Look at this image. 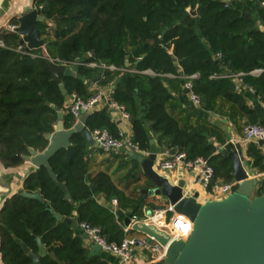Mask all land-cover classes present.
Segmentation results:
<instances>
[{
    "label": "trees",
    "instance_id": "16d2710c",
    "mask_svg": "<svg viewBox=\"0 0 264 264\" xmlns=\"http://www.w3.org/2000/svg\"><path fill=\"white\" fill-rule=\"evenodd\" d=\"M263 1L33 0V4L46 19L37 27L49 56L76 64L77 78L62 77L68 95L90 96L85 82L97 78L100 68L88 64L122 69L129 62L138 73L105 70L101 84L115 82L112 98L130 115L133 145L148 151L153 133L160 146L169 144L174 151L185 153L187 160L208 159L214 178L231 181V161L221 153L215 155L217 149L210 142L216 137L224 144L220 132L207 121L192 125L189 113L182 124L174 113L189 104L181 86L185 77L199 74L194 91L203 109L233 121L247 118L256 122L255 113L230 76L243 73L244 83L264 102V31L259 25H264ZM189 8L197 15L190 14ZM10 24L18 25V18ZM0 41L4 44L0 46V161L11 169L25 162L30 149L43 152L47 148L46 135L54 132L58 111L64 112L67 129L75 119L65 108L67 96L53 81L43 50L32 51L36 58L16 52L14 49L23 45L21 36L3 29ZM148 70L154 74L142 73ZM255 70L262 72L252 74ZM87 128L119 135L108 109L93 111ZM71 142V147L50 159L57 181L41 167L30 173L23 189L7 201L0 215L4 264H34L17 240L37 254V238L47 251L40 264H108L100 254L91 253L74 224L65 223V218L99 228L109 243L119 244L125 238L121 221L99 198L116 199L124 210L130 204L140 208L144 196L137 188L119 189L105 172L90 174L88 143L81 135ZM248 154L253 166L264 169V156L256 144H250ZM129 175L132 177V171ZM58 183H64L67 192ZM256 193L257 197L264 195V179ZM23 194L39 195L40 199ZM129 211L136 214L135 209Z\"/></svg>",
    "mask_w": 264,
    "mask_h": 264
},
{
    "label": "water",
    "instance_id": "95a60500",
    "mask_svg": "<svg viewBox=\"0 0 264 264\" xmlns=\"http://www.w3.org/2000/svg\"><path fill=\"white\" fill-rule=\"evenodd\" d=\"M6 1L0 0V15L3 13ZM228 1L226 0V2ZM15 6L9 9L6 16L18 15L19 27L16 32L22 37L20 44H26L27 51L42 50L46 44L37 24L46 22L45 17L40 14L38 9L31 8L27 1L13 14L10 13ZM187 11L193 16L197 15L196 10L189 8ZM126 66H130V63L126 62ZM47 67L53 76V81L59 85L62 94L67 96L68 92L62 77L77 78V72L70 66L58 65L53 62H47ZM103 74L104 70L101 69L100 76L94 79V82H98ZM185 93L188 94L189 91L185 90ZM91 114L83 112L79 121L67 129L64 124V112L58 111V121L54 126V132L46 135V139L49 141L47 148L43 152L30 149V155L25 157V161L31 167L20 176L22 186L29 174L41 167H46L53 180L57 181V175L51 168L50 159L60 150L71 147V141L75 136L81 135L88 143V148L95 147L96 142L87 128V121ZM149 140L148 154L141 153L132 144L128 145L126 153L139 164L140 173L151 183V188L144 190L143 193L161 198L172 207L176 214L188 217L193 223V232L186 242L172 241L170 243L171 240L167 234L160 233L149 226L134 225L132 230L153 237L162 246H167L170 243L165 264H264V195L254 196L262 180L251 169L252 162L246 161L241 144H236L233 151L219 148V153L232 163V178L237 183L235 191L223 200L201 203L198 192L191 196L185 194V180H180L175 184L156 170L160 148L152 136L149 137ZM259 145L262 147L264 142L260 141ZM165 147L169 148V144H166ZM170 154L174 155L175 151H171ZM8 171L0 161V215L7 201L18 193L13 188V182L7 174ZM58 186L67 192L64 183H58ZM23 196L40 199L39 195L23 194ZM66 199L73 203L70 194H66ZM47 209L55 215L50 204H47ZM132 213V211L118 210L117 216L126 227H129ZM64 222L72 225L73 219L65 218ZM82 238L87 241V234L82 233ZM17 242L21 244L34 264H40L41 258L47 255L41 238H37L39 246L37 254L32 253L21 241L17 240ZM101 252L102 249L98 245H94L91 251L93 255H98ZM0 264H4L1 240Z\"/></svg>",
    "mask_w": 264,
    "mask_h": 264
},
{
    "label": "crops",
    "instance_id": "0c3cea01",
    "mask_svg": "<svg viewBox=\"0 0 264 264\" xmlns=\"http://www.w3.org/2000/svg\"><path fill=\"white\" fill-rule=\"evenodd\" d=\"M259 25H260L261 30L264 31V25L261 23H259ZM88 67H90V66H88ZM72 68L76 71L75 66H72ZM91 68H100V70L103 69L104 71L109 70V69H104V66L91 67ZM123 70H127L129 72L123 71ZM111 71H113V70H111ZM114 71H117V72L123 74V73H133L136 70L132 69L131 66H126V68L117 69ZM153 74H149V75H153ZM260 74L261 73H258L255 75H260ZM99 76H100V74H99ZM226 76L228 77L229 75H226ZM226 76H222V77H226ZM169 77L175 78L172 75H170ZM218 77H221V76H218ZM244 77L242 78L243 79L242 82L239 81L235 77H232L233 78L232 80H233L234 84L237 86V91L239 92V94H241L244 97V99L246 100L247 106L251 110H253V112L255 113L256 122L254 124L264 126V102L256 94V92L253 88L249 87L248 85H246L244 83ZM102 78H103V75H102L101 79L96 83L94 82V79L91 81H86L85 83L88 86V91H89L90 95H92L96 92H100V91L104 92L105 94L110 96V98L113 100L112 95H113V90L115 89V82H111L110 84L104 86L101 84ZM181 86L183 89V94L187 96L189 104L188 105H182V107L177 109L174 113V115L178 118L180 123L183 124V121L188 117L187 114L189 113L192 115V118H191L192 125L195 126L198 121H207L211 127L216 128L220 132L222 138L225 140V143L224 144L220 143L219 139H217L216 137L210 138L211 144L213 146H215L217 149V152L215 153V155L220 154L219 148H227V149L233 151L236 144H238V143L241 144L243 153H244L245 158H246V161L252 162L251 169L253 170V172L256 174V176L258 178L263 180L264 179V169H262L259 166H253V158L250 157L248 154V148H249L250 144H252V143H244L243 142L244 127L249 125V124L250 125H254V124L250 123L247 118L238 119V120L236 119L237 121H233L227 116H223V115H220L218 113L207 111V110L203 109L201 105L196 106V105L192 104L190 99H189L188 94L185 93L184 82L182 83ZM177 98H178V96H177ZM67 105H68V95H67V98L65 101L66 110L68 107ZM104 109H108V111L111 114L112 121L117 124L119 135L116 138H120V134H122V136L127 137V140L133 145V143H132L133 130H132V125L130 123V120H123L121 117V114L118 111L111 109L109 107V105L106 103H101L95 108L96 111H101ZM183 110H185L187 113L182 112ZM150 136L153 137L154 142L160 148V154L158 156V160H157V163L155 166V168H157L162 160L166 159L167 157L172 156L170 154V152L174 151V150L171 148H166L165 146H160L158 143V138L153 133H150ZM257 147L260 149V151L262 152V154L264 156L263 146L261 147L260 145H257ZM138 151H140L143 154H148V152H149V150L148 151H141L139 149H138ZM88 153L89 154L87 157H88V165H89V173L90 174L96 175L99 172H105L111 177L112 181L117 185V187L119 189H121L123 191H126V190L134 191V189L137 188V191L140 192L144 196V202H146V200H147V202H149L150 200H153L155 202L166 205V207H167L166 209H168L170 207V205L167 202L163 201L161 198L151 197V196H148V195L143 193L144 190L151 188V184H149L148 183L149 181L145 178V176L140 173L139 164L137 163V165H136L134 163V161L129 156L126 155L127 159L126 158H124L123 160L117 159V158H114L113 156H111V152L107 153V152L103 151V153H100L96 147L88 148ZM104 153H106V154H104ZM108 158H109V162H105L106 159H108ZM20 167L23 168L22 171L24 172L26 169H29L31 167V165L25 161ZM131 171H132V177H130V175H129V173ZM160 174L168 177L175 184L180 180H185L186 181V187L184 189L185 194L187 196H191L194 193L198 192L199 193V201L201 203H206L208 201L223 200L224 198L228 197L229 194H232L237 187V183L233 179L231 181H226V179L223 177H217V178H213L208 189H204L201 185L194 183L192 176L191 175L189 176L183 170L182 167H178L176 170H174L172 172H166V173H160ZM136 178H138V179H136ZM228 185H232V186H236V187H233L231 192H228V193L222 195L221 189L224 186H228ZM255 197H257V195ZM114 200H116V199H114ZM99 203L111 208L114 213L118 210H123L119 207V203L117 205H115V204H113V200L111 202H108L105 200V198L103 196H101L99 198ZM146 204L142 207L141 214H137V215L144 216L145 211L150 212L152 210H158L157 208L150 209L149 205H146ZM123 211H125V210H123ZM127 211H129V210H127ZM127 211H125V212H127ZM117 218H118V216H117ZM73 224L75 226L74 222H73ZM121 225L124 228V223L122 221H121ZM131 232H133V231H131ZM76 233L82 235V233L78 229V227L76 228ZM130 233H128L127 235H129ZM85 246L87 248H89L90 251H92V248L94 245L90 241L88 242V240H87L85 242ZM100 255L105 261L108 262V264H119L120 263V259L112 253L102 251L100 253ZM135 263L146 264L147 262L146 261L145 262H139L138 260H136Z\"/></svg>",
    "mask_w": 264,
    "mask_h": 264
},
{
    "label": "built area",
    "instance_id": "2783aa9c",
    "mask_svg": "<svg viewBox=\"0 0 264 264\" xmlns=\"http://www.w3.org/2000/svg\"><path fill=\"white\" fill-rule=\"evenodd\" d=\"M262 6H264V1L262 2ZM36 9V8H34ZM18 18V17H17ZM19 27L18 25H9L7 28L8 32L17 33L16 30ZM22 38V37H21ZM0 46L4 47V44L0 41ZM16 52L29 55L34 58L37 57L32 51H27V45L23 44L14 49ZM44 58L48 62H53L58 65L65 66H75L76 64H72L69 62L61 61L58 58H53L49 56L46 51V48L43 47ZM87 66L90 67H98L95 63H90ZM104 69L109 70H117L114 66H104ZM127 71V70H123ZM129 72V71H127ZM261 70H255L252 74L261 73ZM133 73H138V71H134ZM142 73L145 74H153L152 71H144ZM217 77V76H213ZM230 77H235L239 81L242 82V78L244 74L232 75ZM199 78V74H193L185 77L184 81V89L188 90V96L192 104L196 106L201 105L200 96L194 91V81ZM106 103L109 105L111 109L118 111L121 114L123 120H130V115L127 112L125 106L118 104L114 100L110 98L104 92H96L90 95L88 98H82L77 93H72L68 95V107L67 112L71 114L75 123L79 121L83 112L92 113L95 108L101 104ZM93 139L96 143L100 145L105 152L111 151H128V145L131 144L128 140L121 139L123 136L120 134V138H116L111 135L107 130L96 129L90 131ZM264 142V126L261 125H247L244 127V143H252L259 145V142ZM264 148V145H263ZM178 167H182L183 170L190 176H192L194 183L201 185L204 189H208L215 175L213 167L210 165L209 160L203 157H199L195 160H187V155L183 152H175L174 155L167 157L162 160L156 170L159 173L172 172L176 170ZM233 187L232 185L224 186L222 190V195L228 192H231ZM113 204L117 205L118 201L113 200ZM117 211L115 212V214ZM172 214L171 218H168V214ZM117 216V214H116ZM134 225H145L151 228H154L158 232H163L167 234L170 238V243L172 241H184L186 242L193 232V223L192 221L184 216L176 214L172 207L168 209H158L152 210L150 212L145 211L144 216H139L137 214L132 213L131 215V225L126 227L124 225L125 234L130 233ZM78 229L81 233H86L88 236V241H90L93 245H98L101 247L102 251L109 252L114 254L120 259L119 264H138L135 256L142 252H150L151 256L146 261V264H165L167 258V250L169 244L167 246H162L158 241H156L153 237L146 236L148 239H128L124 238L121 243H109L103 236L102 232L99 228L93 227L87 223H81L78 226ZM150 240V242H149ZM133 261V263H132Z\"/></svg>",
    "mask_w": 264,
    "mask_h": 264
},
{
    "label": "rangeland",
    "instance_id": "374dc122",
    "mask_svg": "<svg viewBox=\"0 0 264 264\" xmlns=\"http://www.w3.org/2000/svg\"><path fill=\"white\" fill-rule=\"evenodd\" d=\"M19 0H7L5 5L3 6V13L2 15H0V30H7V28L9 27L10 25V21L14 18V17H17L18 15H13L11 17H7L6 16V13L9 11V9L13 6H15L16 3H18ZM27 3H29V6L31 8H35L34 4H33V0H27ZM121 139L123 140H127V137L123 136ZM95 147L99 150L100 153H103V149L100 148V145L98 143H96ZM103 150V151H102ZM105 152V151H104ZM125 151H111V156H113L114 158H117V159H121L123 160L124 158H126L127 154L125 153ZM89 154V153H88ZM106 154V153H104ZM88 156V155H87ZM127 159V158H126ZM131 161V160H130ZM105 162H109V158L106 159ZM9 170L8 171V175H9V178H11V182H13V188L15 189V191L19 192L20 190L23 189V186H22V179H21V175L23 174V168H21L20 166L19 167H16V168H11V169H7ZM19 174V175H18ZM7 176V175H6ZM257 193L255 192L254 196H256ZM147 203V204H146ZM149 205L150 209H166V205L164 204H161V203H158V202H155L153 200H150L149 202H144L142 204V206L140 208L137 207V204H130L129 206H125L124 207V210L127 211V210H133L135 209L136 211V214H141V211L140 209L144 206V205ZM140 216V215H139ZM142 217V216H141ZM172 217V214H168V218H171ZM79 226V223H75V227L77 228ZM125 238H128V239H133V238H138V239H148L145 235L141 234V233H137L135 231L131 232L129 235H125ZM86 242V241H85ZM89 242V241H88ZM150 242V240H149ZM151 256V253L146 251V252H140L138 255L135 256V259L138 260L139 262H145L149 259V257ZM136 262V261H134ZM133 263V261H132Z\"/></svg>",
    "mask_w": 264,
    "mask_h": 264
},
{
    "label": "bare ground",
    "instance_id": "6f19581e",
    "mask_svg": "<svg viewBox=\"0 0 264 264\" xmlns=\"http://www.w3.org/2000/svg\"><path fill=\"white\" fill-rule=\"evenodd\" d=\"M27 0H20L19 3H17V5L11 9L10 13H14L16 11V9H20L22 4H24ZM20 11V10H17Z\"/></svg>",
    "mask_w": 264,
    "mask_h": 264
}]
</instances>
